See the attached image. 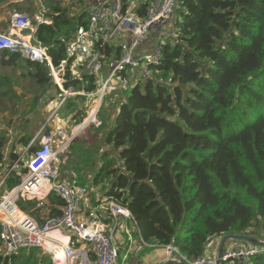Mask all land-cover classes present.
<instances>
[{
    "label": "trees",
    "instance_id": "trees-1",
    "mask_svg": "<svg viewBox=\"0 0 264 264\" xmlns=\"http://www.w3.org/2000/svg\"><path fill=\"white\" fill-rule=\"evenodd\" d=\"M119 1L123 12L137 3L135 15L147 18V0ZM41 4L50 24H35L33 38L47 48L54 67L63 60L70 66L74 58L66 57L65 47L79 27L88 28L87 0ZM99 51L101 72L122 57L117 43H105ZM18 61L24 63L21 80L37 95L34 101L44 89L58 96L45 65L0 53L1 65ZM77 70L68 68L63 88L94 93L97 78L83 66ZM147 71V78L138 68L118 73L119 93L102 100L99 125L87 126L70 142L72 165L83 163L93 173L77 180L125 207L143 243L172 245L190 262L205 258L208 243L224 235L264 240V0H178L160 60ZM14 88L11 76L0 75V100L13 107L19 102L17 113L24 106ZM89 103L86 96L68 98L57 115L77 126ZM4 112L12 115L8 108L0 115ZM12 127L11 133L0 128V165L17 158L12 148L6 151L10 134L22 149L32 139L20 136V125ZM19 182L10 178L8 189ZM17 206L43 224L60 217L64 202L50 193L42 200H19ZM256 248L259 253L243 264H264V247ZM0 264L53 263L31 248L0 254Z\"/></svg>",
    "mask_w": 264,
    "mask_h": 264
},
{
    "label": "built area",
    "instance_id": "built-area-1",
    "mask_svg": "<svg viewBox=\"0 0 264 264\" xmlns=\"http://www.w3.org/2000/svg\"><path fill=\"white\" fill-rule=\"evenodd\" d=\"M147 1L150 5L146 19H140L135 15L134 11L138 7L135 2H130L125 12L122 11L119 0L92 5L88 10L90 15L88 28L79 27L74 37L66 44V57L74 58L70 66L66 60H63L54 67L47 48L33 38L35 24H50L43 15V8L34 22L25 13L14 12L11 15L9 30L0 33V53L17 54L27 61L36 62L48 68L51 83L59 91L52 116L55 115L57 118L58 110L68 98L86 96L90 99L88 117L90 120L92 116H97L102 100L117 90L118 73L127 67L138 68L147 78L149 76L147 67L157 64L160 60V46L163 42H158L153 51L140 56H136V50L147 40L152 30L159 33L160 28L174 16L178 0ZM122 32L130 35L129 41L119 40ZM98 41H101L98 45L99 49H102L105 43H117L122 49L121 59L110 64L101 81L99 77L103 67L100 61L102 54L99 49L93 50L94 44ZM76 63L78 69L83 66L86 73L97 78L98 87L94 93L85 95L63 88L68 68L77 74L73 71ZM93 120L96 121L95 117ZM94 124L98 126L99 122ZM47 131L48 129L43 132L42 128L31 139L24 149L28 156H23L24 158L18 156L14 161L7 159L0 165V254L5 256L20 250L39 248L50 257L53 264H71L78 258L88 257L85 251L75 250L77 244H83L91 249L93 264H116L119 253L114 245L113 231L119 220H131L129 211L109 200L106 201L109 225L104 226L95 220L82 219L78 213L79 205L88 199L89 188L73 177H62L58 160V156L62 155L64 162L71 138L59 126H55L51 132ZM12 177L18 178L20 182L8 189L7 183ZM50 193L61 198L64 207L60 217L46 219L43 224H38L17 206L19 200H34V198L39 200ZM133 225L136 229L135 224ZM52 232L66 234L68 239L62 246L63 260L59 259L57 252L60 241L49 236ZM211 242L208 243L207 249ZM163 248L169 258L184 259L172 245H166ZM258 253L256 247L249 245L231 247L226 251L223 260L225 263L235 260L238 264H243L248 257ZM186 262L215 264V255L192 262L186 260Z\"/></svg>",
    "mask_w": 264,
    "mask_h": 264
},
{
    "label": "crops",
    "instance_id": "crops-1",
    "mask_svg": "<svg viewBox=\"0 0 264 264\" xmlns=\"http://www.w3.org/2000/svg\"><path fill=\"white\" fill-rule=\"evenodd\" d=\"M41 1L42 0H2V2H0V33H4L9 30L11 15L14 12L25 13L34 22L35 18L38 16V14L41 12V9L43 8ZM112 1L115 0H87L86 7L87 10H89V8L92 5L104 3V2H112ZM174 21H175V15L165 24V26H162L160 28L159 33H156V31L152 30L149 33L147 40L136 50V56H140L149 51H153L158 42H163L164 38H166V35L170 36ZM121 39L122 40L124 39V41H129L130 35L128 33L122 32L121 36L119 37V40ZM23 67H24V63L22 61H18L16 63L13 62L9 64H2V65L0 64V75L11 76L12 78L14 76H18V78L21 79L20 73L25 72ZM77 69H78V64L76 63L73 68V71H75L76 73ZM106 73H107V68H105L104 71L101 72V76L99 77L100 81L101 79L104 78ZM14 89H16V87ZM29 95L17 93L18 99L20 98L22 99V103L20 104L24 106V108L18 110L20 116L30 115V112L32 110L37 109L39 107L48 109V107L52 105L55 99L57 101V95L55 93L53 94L50 92H46L43 96L41 93L38 95L40 100L37 101H34L37 95L36 96H31V94ZM89 125L90 123H88L87 125L85 124L84 128L81 127L80 130L78 129L79 131L77 132L76 130L74 131V128L76 126L69 127V125H67L68 128L67 130H70L69 132L72 131V136H70L71 141L77 136H82L84 129ZM55 126H59V125L55 124L54 128ZM91 126L96 127V125L94 124H91ZM8 127L11 128V130L13 128L11 125H8ZM11 130L8 129L9 133L12 132ZM12 137H11V141L13 140ZM15 145H13V147ZM6 150L8 151V149ZM62 177L64 178L73 177L76 180L77 179L86 180L92 178L93 173L90 168L89 169L86 168L84 165H81V163H79V165L77 163H74V165H72V163L70 162L67 173L63 174ZM85 186L88 187V185ZM90 191L91 194H90V198H88L89 200L87 199L82 203H80L79 205V212H78L79 216L82 219L95 220L98 223L103 224L104 226L109 225L106 224V221H108L107 203H106L107 199L104 198L103 192L98 188L97 189L91 188ZM42 199H44L43 196L39 200ZM113 235H114V245L118 249V253H119V258H118L119 260L117 261L116 264H161L167 258H169L168 255L166 254L165 249L162 246L142 243L140 237L136 233V229L134 225L131 224L129 220L126 221L119 220L118 224H116V227L114 228ZM49 236L53 239L60 241V243H58L60 246L58 247L62 252V246L65 245L68 241L66 234L60 232H52L51 234H49ZM218 241L219 240H213L211 242L210 246L208 247L206 257H212L216 255ZM59 249H57V252L60 251ZM75 250L85 251L88 257L83 259L78 258L76 259V261H73L71 264H93V254L88 246L83 244H77ZM59 259L63 260L64 258L61 256L59 257Z\"/></svg>",
    "mask_w": 264,
    "mask_h": 264
},
{
    "label": "rangeland",
    "instance_id": "rangeland-1",
    "mask_svg": "<svg viewBox=\"0 0 264 264\" xmlns=\"http://www.w3.org/2000/svg\"><path fill=\"white\" fill-rule=\"evenodd\" d=\"M69 1H72V0H69ZM13 81L16 84L15 87H16L17 93H19V94L22 93L24 95L31 94V96H34V94H32L33 92L30 91V88L28 86V82L27 81H25V80L22 81L20 78H18V76H14L13 77ZM48 92L54 94L52 89L50 91H48ZM118 93H119V86H118L116 91L110 93L109 98L113 99L114 97H116V95ZM16 102H18V101H16ZM55 102H56V99L52 103V105L48 107V109L39 107L37 109L32 110L30 112V115H26V116L25 115H21L20 116L19 113H18L19 108L17 109V113H16V107L19 104V102L16 105H14V107H13L12 105H10L9 103L6 102V99H1L0 100V111H2L3 108H8L10 110V113L13 116L10 115L9 112H4L2 115H0V128L7 129V130L10 129L11 130V128H9L8 125L14 126V128H17L20 125L22 127V134L20 136H22L24 134V135H28L31 138H34L42 128H43V132L46 131L47 129H48L47 132H49V131L51 132L53 127H54V125L57 124V125L61 126L64 129V132L66 133V135L68 137H70V136H72V131L69 132L70 130H67L68 129L67 125H69V127H70L71 123H69L67 121V119H65V117H62V116L60 117L59 113L57 115L58 116L57 118L55 117V115L52 116V113L54 111V103ZM89 111H90V107H89V109L87 111L86 119L83 121V123L79 124V126L77 125L74 128V131L75 130H76V132L79 131L84 123H86V125L88 123H90V125H91V124H94V123L98 122L96 115L94 116L96 121L93 120V118H94L93 116L91 117L90 120H88L89 119L88 117L90 115ZM94 125H96V124H94ZM7 143L8 144H7L6 147H7L8 151H10L11 148H12V151L17 155V157L20 156L19 158H21V157L24 158L23 156H28V153L26 151H24V149H22L21 146L16 144L14 146L16 148L13 147V144H12V141H11V134H10V137H9V140H8ZM58 145H59V142L57 141V146ZM67 152L68 153L66 155V158L64 157V162L62 161L63 156L62 155L58 156V160L60 161L59 162L60 163V173L62 175L67 173V170L69 169L70 161H71V159H73L72 158V156H73L72 154H74V153H72L70 149H68ZM6 153H8V152H6ZM75 155H76V158H77L76 160H78V153H75ZM81 165H83V163H81ZM90 194H91V191L89 189V197L88 198H90ZM35 200H37V199H35ZM241 246H243V245L236 244V243H229V244H227L226 248L228 249L229 247H241ZM26 252H28V251H26Z\"/></svg>",
    "mask_w": 264,
    "mask_h": 264
},
{
    "label": "water",
    "instance_id": "water-1",
    "mask_svg": "<svg viewBox=\"0 0 264 264\" xmlns=\"http://www.w3.org/2000/svg\"><path fill=\"white\" fill-rule=\"evenodd\" d=\"M176 12L174 13V15ZM27 33H30V31H27ZM45 93V89L42 91V96ZM85 125L82 126L84 128ZM229 243H236V244H241V245H249L253 247H264V240H259L253 237L249 236H243V235H234V234H228L222 236L219 241H218V246H217V252L215 255V264H225V261L223 260L226 251L231 248L229 247L228 249L227 244ZM161 264H188L185 259L182 258H167L164 262Z\"/></svg>",
    "mask_w": 264,
    "mask_h": 264
},
{
    "label": "bare ground",
    "instance_id": "bare-ground-1",
    "mask_svg": "<svg viewBox=\"0 0 264 264\" xmlns=\"http://www.w3.org/2000/svg\"><path fill=\"white\" fill-rule=\"evenodd\" d=\"M60 250V249H59ZM61 255H63L62 254V252H61V250L58 252V257H61Z\"/></svg>",
    "mask_w": 264,
    "mask_h": 264
}]
</instances>
